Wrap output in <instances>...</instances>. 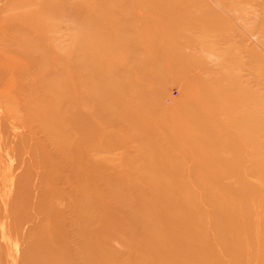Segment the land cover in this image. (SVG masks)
I'll list each match as a JSON object with an SVG mask.
<instances>
[{"label": "rangeland", "instance_id": "1", "mask_svg": "<svg viewBox=\"0 0 264 264\" xmlns=\"http://www.w3.org/2000/svg\"><path fill=\"white\" fill-rule=\"evenodd\" d=\"M234 1L0 0V264H109L114 249L106 248L109 257L105 247L114 231L125 241L138 231L157 235L151 241L173 257L174 240L159 219H165L171 205L170 192L184 186L197 189V195L184 206L187 218L175 227L183 237L175 239L179 248L174 245L180 264L190 263L192 250L183 244L193 228L222 240H216L220 247L208 248L204 264H264L249 256L263 240L247 241L251 235L264 236V1ZM204 67L210 68L205 72ZM157 85L163 93L153 90ZM54 87L62 96H48L52 92L46 90L54 93ZM238 92L243 96L234 105L231 97ZM128 98L139 105L152 103L133 110L122 104ZM149 136H156V143ZM213 174L219 183L215 189L205 183ZM224 201L225 222L201 211ZM125 222L138 231L133 234ZM128 251L115 258L128 264L139 258H132V244ZM230 252L238 254L234 261H229Z\"/></svg>", "mask_w": 264, "mask_h": 264}, {"label": "bare ground", "instance_id": "2", "mask_svg": "<svg viewBox=\"0 0 264 264\" xmlns=\"http://www.w3.org/2000/svg\"><path fill=\"white\" fill-rule=\"evenodd\" d=\"M95 1H96V0H95ZM204 1H205V0H204ZM224 1H225V0H224ZM227 1H228V0H227ZM235 1H236V0H235ZM235 1H234V2H235ZM248 1L250 2V1H252V0H247V2H248ZM254 1H255V0H254ZM257 1H258V0H257ZM263 1H264V0H263ZM98 2H99V1H98ZM229 2H230V1H229ZM240 2H241V1H240ZM244 2H245V1H244ZM252 2H253V1H252ZM215 3H216V2H215ZM224 3H225V2H224ZM242 3H243V2H242ZM96 4H98V3H96ZM203 4H204V2H203ZM213 4H214V3H213ZM220 4H222V2H220ZM225 4H226V3H225ZM232 4H233V3H232ZM232 4H230V6H231ZM263 4H264V3H263ZM98 5H99V4H98ZM201 5H202V3H201ZM206 5H207V4H206ZM237 5H239V3H238ZM240 5H241V4H240ZM245 5H246V4H245ZM253 5H254V4H253ZM219 6H220V5H219ZM251 6H252V5H251ZM254 6H256V5H254ZM51 7H52V6H51ZM156 7H157V6H156ZM156 7H155V8H156ZM208 7H209V5H208ZM231 7H232V6H231ZM233 7H236L235 4H234ZM262 7H264V6H262ZM262 7H261V8H262ZM111 8H112V7H111ZM222 8H223V7H222ZM135 9H136V8H135ZM159 9H160V8H159ZM159 9H157V10H159ZM166 9H167V8H166ZM233 9H234V8H233ZM237 9H238V8H237ZM248 10H249V9H248ZM252 10H253V9H252ZM51 11H52V10H51ZM51 11H50V12H51ZM120 11H122V10H120ZM160 11H161V10H160ZM163 11H164V10H163ZM165 11H166V10H165ZM257 11H258V10H257ZM261 11H264V10H261ZM71 12H72V11H71ZM124 12H125V11H124ZM151 12H152V11H151ZM226 12H227V11H226ZM236 12H238V11H236ZM47 13H48V12H47ZM69 14H70V13H69ZM193 14H195V13H193ZM225 14H226V13H225ZM237 14H238V13H237ZM240 14H241V12H240ZM250 14H251V13H250ZM255 14H257V13H255ZM35 15H36V14H35ZM112 15H114V14L112 13ZM126 15H127V14H126ZM159 15H160V13H159ZM159 15H158V16H159ZM242 15H243V13H242ZM242 15H241V16H242ZM245 15H246V14H245ZM31 16H32V15H31ZM73 16H74V14H73ZM163 16H164V15H163ZM193 16H194V15H193ZM193 16H192V17H193ZM248 16H249V15H248ZM19 17H20V16H19ZM22 17H23V16H22ZM138 17H139V16H138ZM217 17H218V16H217ZM237 17H238V16H237ZM242 17H243V16H242ZM252 17H253V16H252ZM261 17H263V14L261 15ZM261 17H260V18H261ZM20 18H21V17H20ZM115 18H116V17H115ZM142 18H143V17H142ZM194 18H195V17H194ZM247 18H248V17H247ZM250 18H251V15H250ZM255 18H256V17H255ZM255 18H253V19H254L253 21H256ZM22 19H23V18H22ZM36 19H37V18H36ZM85 19H87V18H85ZM135 19H136V18H135ZM248 19H249V18H248ZM248 19H247V20H248ZM251 19H252V18H251ZM251 19H249V20H251ZM262 19H263V20H262ZM122 20H123V19H122ZM196 20H198V19H196ZM217 20H218V19H217ZM235 20H236V19H235ZM19 21H20V20H19ZM33 21H34V20H33ZM71 21H72V23L74 22L73 20H71ZM199 21H200V20H199ZM240 21H241V20H240ZM261 21H263L262 24H264V18H261ZM22 22H23V21H22ZM69 22H70V21H69ZM123 22H124V21H123ZM200 22H202V21H200ZM232 22H233V21H232ZM72 23H71V24H72ZM242 23H243V22H242ZM254 23H255V22H254ZM162 24H163V23H162ZM162 24H161V25H162ZM205 24H206V23H205ZM205 24H204V26H205ZM212 24H213V23H212ZM260 24H261V22H260ZM128 25H129V24H128ZM207 25H208V24H207ZM243 25H245V24H243ZM246 25H247V24H246ZM249 25H250V24H249ZM249 25H248V26H249ZM257 25H258V23H257ZM172 26H173V25H172ZM204 26H203V24H202L201 27H203V28L205 29ZM127 27H128V26H127ZM201 27H200V29H202ZM206 27H207V26H206ZM125 28H126V27H125ZM163 28H164V27H163ZM195 28H197V27H195ZM236 28H237V27H236ZM261 28H262L263 30H262ZM260 29H261L262 31H264V28H263L262 26L260 27ZM194 30H195V29H194ZM8 31H9V30H8ZM172 31H173V29H172ZM220 31H221V30H220ZM4 33H5V32H4ZM52 33H53V32H52ZM55 33H56V32H55ZM164 33H165V32H164ZM205 33H206V32H205ZM261 33H263V32H261ZM261 33H260V34H261ZM53 34H54V33H53ZM247 34H248V33H247ZM250 34H251V32H250ZM163 35H164V34H163ZM28 36H29V35H28ZM52 36H54V35H52ZM159 36H160V35H159ZM252 36H253V35H252ZM125 37H126V36H125ZM258 37H259V36H258ZM261 37H262V36H261ZM39 38H40V37H39ZM60 38H61V37H60ZM250 38H251V37H250ZM254 38H255V37H254ZM256 38H257V37H256ZM263 38H264V37H262V39H263ZM37 39H38V38H37ZM57 39H58V38H57ZM57 39H56V40H57ZM122 39H124V38H122ZM122 39H121V40H122ZM58 40H59V39H58ZM62 40H64V39H62ZM249 41H250V40H249ZM255 41H256V40H255ZM263 41H264V39H263ZM263 41L261 40V42H263ZM78 42H79V41H78ZM52 44H53V43H52ZM228 44H229V43H228ZM241 44H242V43H241ZM259 44L262 45V43H259ZM34 45H37V44H34ZM79 45H80V44H79ZM109 45H110V44H109ZM229 45H230V44H229ZM39 46H40V45H39ZM39 46H38V47H39ZM81 46H82V45H81ZM234 46H235V45H234ZM82 47H83V46H82ZM199 47H200V46H199ZM242 47H243V46H242ZM263 47H264V45H263ZM40 48H41V47H40ZM110 48H111V46H110ZM217 48H218V47H217ZM33 49H34V48H33ZM78 49H79V48H78ZM78 49H77V50H78ZM111 49H112V48H111ZM185 49H186V48H185ZM256 49H257V48H256ZM39 50H40V49H39ZM194 50H195V49H194ZM218 50H219V49H218ZM83 51H84V50H83ZM89 51H90V49H89ZM188 51H189V50H188ZM191 51H192V50H191ZM246 51H247V50H246ZM249 51H250V50H249ZM35 52H36V51H35ZM77 52H78V51H77ZM79 52H80V51H79ZM36 53H37V52H36ZM32 54H33V53H32ZM43 54H44V53H43ZM134 54H135V53H134ZM228 54H230V52H229ZM38 55H39V54H38ZM41 55H42V52H41ZM159 55H160V54H159ZM230 55H231V54H230ZM233 55H234V54H233ZM138 56H139V55H138ZM44 57H45V56H44ZM44 57H42V58H44ZM95 57H96V56H95ZM135 57H136V56H135ZM224 57H226V56L224 55ZM35 58H36V57H35ZM42 58L40 57V60H42ZM45 58H46V57H45ZM75 58H76V57H75ZM136 58H137V57H136ZM138 58H139V57H138ZM159 58H160V57H159ZM228 58H229V57H228ZM261 58H262V57H261ZM204 59H205V58H203V60H204ZM224 59H225V58H224ZM229 59H230V58H229ZM44 60H45V59H44ZM56 60H57V59H56ZM159 60H160V59H159ZM196 60H197V59H196ZM226 60H227V59H226ZM238 60H239V59H238ZM47 61H48V60H47ZM61 61H62V60H61ZM207 61H208V60H207ZM223 61H224V60H223ZM232 61H233V60H232ZM234 61H235V60H234ZM54 62H55V61H54ZM128 62H129V61H128ZM160 62H161V61H160ZM199 62H200V61H199ZM209 62H210V60H209ZM33 63H34V62H33ZM58 63H59V62H58ZM130 63H131V62H130ZM156 63H157V62H156ZM158 63H159V62H158ZM232 63H235V62H232ZM43 64H44V63H43ZM43 64H42V65H43ZM45 64H46V63H45ZM53 64H54V63H53ZM60 64H61V62H60ZM71 64H72V63H71ZM128 64H129V63H128ZM133 64H135V63H133ZM159 64H160V63H159ZM161 64H162V63H161ZM201 64H202V63H201ZM207 64H208V63H207ZM209 64H210V63H209ZM228 64H229V63H228ZM235 64H236V63H235ZM57 65H59V64H56V66H57ZM61 65H62V64H61ZM231 65H232V64H231ZM46 66H47V65H46ZM46 66H45V68H47ZM62 66H63V65H62ZM127 66H129V65H127ZM158 66H159V65H158ZM202 66H203V65H202ZM207 66H208V65H207ZM207 66H206V67H207ZM212 66H213V65H212ZM227 66H228V65H227ZM39 67H40V66H39ZM52 67H53V66H52ZM155 67H156V66H155ZM16 68H17V67H16ZM53 68H54V67H53ZM76 68H78V67H76ZM79 68H80V67H79ZM109 68H110V67H109ZM156 68H157V67H156ZM199 68H200V67H199ZM199 68H198V69H199ZM204 68H205V67H204ZM209 68H210V67H208L207 69L205 68V72H206V70H208ZM212 68H213V67H212ZM221 68H222V67H221ZM260 68H261V67H260ZM262 68H263V67H262ZM63 69H64V67H63ZM69 69H70V68H69ZM105 69H106V68H105ZM202 69H203V67H202ZM238 69H239V68H238ZM43 70H44V69H43ZM50 70H51V69H50ZM78 70H80V69H78ZM203 70H204V69H203ZM211 70H212V69H211ZM211 70H210V71H211ZM213 70H214V69H213ZM213 70H212V71H213ZM44 71H45V70H44ZM53 71H54V70H53ZM57 71H58V70H57ZM57 71H56V72H57ZM115 71H116V70H115ZM157 71H159V70H157ZM199 71H201V70H199ZM41 72H43V71H41ZM41 72H38V73L41 75ZM45 72H46V71H45ZM50 72H52V71H50ZM59 72H60V71H59ZM69 72H70V71H69ZM108 72H109V71H108ZM141 72H142V71H141ZM153 72H154V70H153ZM201 72H202V71H201ZM207 72H208V71H207ZM214 72H216V70H215ZM214 72H213V73H214ZM224 72H225V71H224ZM236 72H237V71H236ZM261 72H262V71H261ZM111 73H112V72H111ZM158 73H159V72H158ZM208 73H209V72H208ZM238 73H239V72H238ZM39 74H38V75H39ZM155 74H156V73H155ZM211 74H212V73H211ZM262 74H263V73H262ZM60 75H61V73H60ZM206 75H207V74H206ZM206 75H205V76H206ZM209 75H210V74H209ZM213 75H214V74H213ZM45 76H46V75H45ZM63 76H64V74H63ZM124 76H126V75H124ZM214 76H215V75H214ZM216 76H217V75H216ZM216 76H215V77H216ZM114 77H115V76H114ZM153 77H154V76H153ZM158 77H159V76H158ZM212 77H213V76H212ZM261 77H262V76H261ZM35 78H37V77H35ZM42 78H44V76H43ZM223 78H224V77H223ZM229 78H230V77H229ZM123 79H124V78H123ZM158 79H159V78H158ZM214 79H216V78H214ZM218 79H219V78H218ZM43 80H44V79H43ZM126 80H127V79H126ZM155 80H156V78H155ZM220 80H221V79H220ZM220 80H219V81H220ZM225 80H226V79H225ZM228 80H229V79H228ZM30 81H31V80H30ZM88 81H89V80H88ZM90 81H91V80H90ZM92 81H93V80H92ZM124 81H125V80H124ZM141 81H142V80H141ZM153 81H154V80H153ZM213 81H214V80H213ZM238 81H239V80H238ZM238 81L236 80V82H238ZM37 82H38V81H37ZM40 82H41V84L43 83L41 79H40ZM121 82H122V81H121ZM222 82H223V81H222ZM234 82H235V81H234ZM239 82H240V81H239ZM155 83H156V82H155ZM157 83L159 84V82H157ZM157 83H156V84H157ZM216 83H217V82H216ZM43 84H45V83H43ZM58 84H59V83H58ZM58 84H56V85H58ZM92 84H93V83H92ZM92 84H91V85H92ZM99 84H100V83H99ZM99 84H98V85H99ZM101 84H102V83H101ZM46 85H47V83H46ZM56 85H55V87H56ZM59 85H60V84H59ZM61 85H63V84H61ZM61 85H60V86H61ZM38 86H39V85H38ZM44 86H45V85H44ZM47 86H48V85H47ZM60 86H59V87H60ZM94 86H95V85H94ZM130 86H131V84H130ZM211 86H212V85H211ZM216 86H217V85H216ZM247 86H248V85H247ZM40 87H43V86L40 85ZM45 87H46V86H45ZM51 87H53V86H51ZM55 87H54V93H53V90H52V91H51V90L49 91V89H47V88H49V87L46 88V89H47V90H46V91H47L46 93H48V92L51 93V92H52L51 94H48V96L53 94L52 96L54 97V95H55V98H56V97H58L59 95H61V93H60L59 95L57 94V93L59 92V90H58V92H57V90L55 91ZM91 87H92V86H91ZM109 87H110V86H109ZM154 87H155V86H153V88H154ZM14 88H15V87H14ZM43 88H44V87H43ZM43 88H42V89H43ZM130 88H131V87H130ZM156 88H157V89H153V90H154V91H155V90H158V85H157ZM40 89H41V88H40ZM52 89H53V88H52ZM59 89H60V90H63L62 87H60ZM77 89H78V88H77ZM86 89H87V88H86ZM86 89H85V90H86ZM88 89H89V86H88ZM88 89H87V90H88ZM161 89H162V87H161ZM161 89H159L157 92L160 93L159 91H161ZM43 90L45 91V89H43ZM83 90H84V88H83ZM89 90H90V89H89ZM89 90H88V91H89ZM98 90L100 91V89H98ZM176 90H177V89H176ZM236 90H237V89H236ZM39 91H40V90H39ZM64 91H65V90H64ZM73 91H74V90H73ZM93 91H94V90H93ZM132 91H133V90H132ZM178 91H179V90H178ZM210 91H211V90H210ZM217 91H219V90L217 89ZM217 91H216V92H217ZM55 92H57V93L55 94ZM68 92H69V91H68ZM107 92H108V91H107ZM161 92H162V91H161ZM216 92H215V93H216ZM85 93H86V92H85ZM90 93H91V91H90ZM93 93H94V92H93ZM129 93H130V92H129ZM133 93H134V92H133ZM162 93H163V92H162ZM162 93H161L160 95H163ZM210 93H211V92H210ZM235 93H236V92H235ZM235 93H234V94H235ZM69 94H70V93H69ZM91 94H92V93H91ZM94 94H95V93H94ZM94 94H93V95H94ZM105 94H107V93H105ZM135 94H136V93H135ZM56 95H57V96H56ZM64 95H66V94L64 93ZM67 95H68V94H67ZM84 95H85V94H84ZM87 95H88V94H87ZM89 95H90V94H89ZM96 95H97V94H96ZM124 95H125V94H124ZM15 96H16V95H15ZM15 96H14V97H15ZM39 96H40V95H39ZM61 96H62V95H61ZM61 96H60V97H61ZM71 96H72V94H71ZM71 96H70V97H71ZM80 96H82V95H80ZM90 96H91V95H90ZM99 96H100V94L98 95V97H99ZM138 96H139V95H138ZM141 96H142V95H141ZM242 96H243L242 93L238 92L237 95L235 94L234 97H231V98H233L232 101H233V100L236 101V104H234V101L232 102L231 99H229V100H230L234 105H237V102H239L240 99H242ZM2 97H3V95H2ZM49 97H50V96H49ZM49 97H48V98H49ZM53 97H52V98H53ZM75 97H76V96H75ZM98 97H97V98H98ZM131 97H132V95H131ZM202 97H204V96H202ZM208 97H209V96H208ZM214 97H215V96H214ZM245 97H246V96H245ZM81 98H82V97H81ZM90 98H91V97H90ZM90 98H89V99H90ZM92 98H93V96H92ZM105 98H106V97H105ZM162 98H163V97H162ZM211 98H212V97H211ZM217 98H218V97H217ZM249 98H250V97H249ZM1 99H2V98H1ZM50 99H51V98H50ZM83 99H85V97H84ZM130 99H131V100H130ZM130 99H129V98H128V100H125V99H124L125 102H124L123 99H122L123 102H122V101H120V102H122L123 106H125V107H128V108H129V106H131L130 109H131V108L133 109L134 107H137V109H140L141 107H143V108H144L143 110H146V108H147L146 105H147L148 102H149L148 104H151V103H152V102H151L152 100H151V101H147V102L144 101V102H143V103H145V104H144L145 107H144V105H142V104L139 105V104H138V100L135 101L133 98H130ZM132 99H133V101H132ZM142 99H143V98H142ZM206 99H208V98H206ZM222 99H223V100H222ZM226 99H227V100H226ZM226 99L221 98L222 101L225 100L226 103H228V98H226ZM35 100H36V102L39 101L38 99H35ZM40 100H41V97H40ZM56 100H57V99H56ZM69 100H70V99H68V101H69ZM218 100H219V99H218ZM41 101H42V100H41ZM41 101H40V104H41ZM72 101H73V100H72ZM91 101H92V100H91ZM30 102H31V101H30ZM30 102H29V103H30ZM57 102H58V100H57ZM64 102H67V101H64ZM85 102H86V101H85ZM88 102H89V101H88ZM99 102H100V101H99ZM120 102H119V103H120ZM135 102H136V103H135ZM150 102H151V103H150ZM158 102H159V101H158ZM29 103H28V104H29ZM32 103H33V102H32ZM52 103H53V102H52ZM82 103H83V102H82ZM141 103H142V102H141ZM212 103H213V102H212ZM229 103H230V102H229ZM232 103H231V104H232ZM34 104H35V103H34ZM61 104H62V103H61ZM65 104H68V103H65ZM65 104H64V105H65ZM86 104H87V102H86ZM125 104H126V105H125ZM127 104H128V105H127ZM157 104H158V103H157ZM221 104H222V103H221ZM238 104H239V103H238ZM247 104H248V103H247ZM4 105H6V104H4ZM31 105H32V104H30V106H31ZM48 105H49V104H48ZM70 105H71V104H70ZM87 105H88V104H87ZM152 105H153V104H152ZM26 106H27V105H26ZM32 106H33V105H32ZM32 106H31V107H32ZM108 106H109V105H108ZM150 106H151V105H150ZM153 106H154V105H153ZM153 106H152V108H153L152 111H151V112L149 111L150 114H151V113L153 112V110H154V107H153ZM240 106H241V105H240ZM81 107H83V106H81ZM121 107H122V106H121ZM121 107H119V108H121ZM234 107H235V106H234ZM71 108H72V107H71ZM71 108H70V109H71ZM85 108H86V107H85ZM93 108H94V107H93ZM107 108H108V107H107ZM123 108H124V107H123ZM150 108H151V107H150ZM150 108L148 107V109H150ZM211 108H212V107H211ZM213 108H214V107H213ZM241 108H242V107H241ZM16 109H17V108H16ZM70 109H69V111H70ZM125 109H127V108H125ZM134 109H136V108H134ZM134 109H133V110H134ZM141 109H142V108H141ZM230 109H231V108H230ZM233 109H234V108H233ZM235 109H236V108H235ZM26 110H27V109H26ZM72 110H73V109H72ZM93 110H94V109H93ZM128 110H129V109H128ZM143 110H142V111H143ZM245 110H246V108H245ZM15 111L17 112V110H15ZM18 111H19V110H18ZM154 111H155V110H154ZM235 111H236V110H235ZM239 111H240V110H239ZM254 111H255V110H254ZM157 112H159V111H157ZM245 112H246V111H245ZM94 113H95V115H96L97 112L95 111ZM254 113H256V112H254ZM254 113H253V114H254ZM146 114H147V113H146ZM253 114H252V116H253ZM259 114H260V113H259ZM158 115H159V116L162 115L161 117H162V119H163V113H160V112H159ZM158 115H157V117H158ZM136 116H137V115H136ZM145 116H146V115H145ZM147 116H148V114H147ZM155 116H156V115H155ZM179 116H180V115H179ZM256 116H258V114H257ZM87 117H88V116H87ZM102 117H104V116H102ZM249 117H250V115H249ZM254 117H255V116H254ZM158 118H159V117H158ZM179 118H180V117H179ZM207 118H208V117H207ZM256 118H257V117H256ZM256 118H255V119H256ZM107 119H108V118H107ZM155 119H156V118H155ZM251 119H252V118H251ZM230 120H231V119H230ZM253 120H254V119H253ZM233 121H234V120H233ZM251 121H252V120H251ZM198 122H199V121H198ZM242 122H244V121H242ZM256 122H257V121H256ZM163 123H164V122H163ZM200 123H201V121H200ZM240 123H241V122H240ZM247 124H248V123H247ZM259 124H260V123H259ZM259 124H257V126H258ZM1 125H2V124H1ZM210 125H211V124H210ZM253 125H254V124H253ZM253 125H252V126H253ZM255 125H256V124H255ZM255 125H254V126H255ZM54 126H55V125H54ZM60 126H61V125H60ZM62 126H63V125H62ZM162 126H163V125H162ZM204 126H205V125H204ZM245 126H246V125H245ZM245 126H244V127H245ZM257 126H256V128H257ZM261 126H262V125H261ZM56 127H57V126H56ZM210 127H211V126H210ZM250 127H251V126H250ZM164 128H165V127H164ZM252 128H253V127H252ZM254 128H255V127H254ZM51 129H52V130L54 129L53 131L56 130L55 128H51ZM62 129H64V128H62ZM198 129H199V128H198ZM259 129H260V128H259ZM57 130H58V129H57ZM68 130H69V129H68ZM68 130H66V132H67ZM75 130H76V129H75ZM244 130H245V129H244ZM246 130H247V128H246ZM257 130H258V129H257ZM53 131H52V133L54 134ZM62 131H64V130H62ZM69 131H70V130H69ZM196 131H197V130H196ZM201 131H202V130H201ZM139 133H140V132H139ZM151 133H153V132H151ZM251 133H252V132H251ZM251 133H250V135L253 136V133H252V134H251ZM147 134H148V133H147ZM247 134H248V133H247ZM64 135H65V134H64ZM72 135H73V134H72ZM78 135H79V134H78ZM83 135H84V134H83ZM145 135H146V134H145ZM150 135H151V134H150ZM152 135H153V134H152ZM54 136H55V135H54ZM62 136H63V133H62ZM135 136H136V135H135ZM135 136H134V137H135ZM149 137H150V136H149ZM152 137H156V136H152ZM152 137H150V138H148V139H151ZM195 137H197V136H195ZM61 138H64V137H61ZM65 138H66V137H65ZM146 138H147V137H146ZM156 138H157V137H156ZM153 139H154V138H152L151 141H152ZM64 140H65V139H64ZM77 140H78V139H77ZM145 140H147V139H145ZM183 140H184V139H183ZM215 140H216V139H215ZM79 141H80V140H79ZM151 141H150V142H151ZM145 142H146V141H145ZM145 142H144V143H145ZM150 142H149V143H150ZM154 142H155V140H153V143H154ZM165 142H166V141H165ZM253 142H254V141H253ZM79 143H80V142H79ZM146 143H147V142H146ZM149 143H148V145H149ZM153 143H152V144H153ZM155 143H156V142H155ZM203 143H204V142H203ZM244 143H245V141H244ZM249 143H250V142H249ZM150 146H151V145H150ZM214 146H215V145H214ZM141 147H142V146H141ZM160 147H161V146H160ZM189 147H190V146H189ZM141 149H142V148H141ZM213 149H214V148H213ZM252 149H253V148H252ZM253 150H254V149H253ZM79 151H80V150H79ZM143 151H144V150H143ZM185 151H187L186 153L188 154V150L186 149ZM192 151H193V149H192ZM251 151H252V150H251ZM254 151H255V150H254ZM74 152H75V151H74ZM62 153H63V152H62ZM111 153H112V151H111ZM111 153H110V154H111ZM113 153H114V152H113ZM64 154H67V153H64ZM75 154H76V153H75ZM82 154H83V152H82ZM100 154H101V153H100ZM118 154H119V153H118ZM147 154H148V153H147ZM187 154H186V155H187ZM27 155H28V154H27ZM27 155H26V156H27ZM37 155H39V154H37ZM62 155H63V154H62ZM62 155H61V156H62ZM79 155H80V153H79ZM101 155H102V154H101ZM184 155H185V154H184ZM186 155H185V157H186ZM94 156H95V155H94ZM94 156H93V157H94ZM104 156H105V154H104ZM104 156H103V157H104ZM112 156H113V155H112ZM135 156H136V155H135ZM171 156H172V155H171ZM173 156H174V155H173ZM187 156H189V155H187ZM217 156H218V155H217ZM69 157H70V156H69ZM74 157H77V156L74 155ZM74 157H73V158H74ZM101 157H102V156H101ZM105 157H106V156H105ZM183 157H184V156H183ZM27 158H28V157H27ZM83 158H84V157H83ZM96 158H97V156H96ZM114 158H115V157H114ZM170 158H171V157H170ZM172 158H174V157H172ZM186 158H187V157H186ZM31 159H32V158H31ZM88 159H89V158H88ZM99 159H100V158H99ZM102 159H103V158H102ZM105 159H106V158H105ZM109 159H110L109 161H111L113 158H112V159L109 158ZM187 159H188V158H187ZM54 160H56V159H54ZM59 160H60V159H59ZM61 160H62V159H61ZM65 160H67V159L65 158ZM86 160H87V159H86ZM107 160H108V159H107ZM114 160H115V159H114ZM118 160H119V158H118ZM87 161H88V160H87ZM96 161H97V160H95L94 162H96ZM174 161H175V160H174ZM179 161H181V160H179ZM191 161H192V160H191ZM39 162H40V161H39ZM68 162H69V160H68ZM68 162H67V163H68ZM80 162H81V161H80ZM94 162H93V164H94ZM97 162H99V161H97ZM106 162H107V161H106ZM106 162H105V164H106ZM117 162H118V161H117ZM183 162H184V161H183ZM112 163H113V162H112ZM175 163H176V162H175ZM207 163H209V162H207ZM83 164H84V163H83ZM97 164H98V165H101V164H99V163H97ZM110 164H111V163H110ZM114 164H116V163L114 162ZM114 164H113V165H114ZM119 164H120V163H119ZM119 164H118V165H119ZM171 164L173 165V162H172ZM261 164H262V163H261ZM40 165H41V164H40ZM103 165H104V164H103ZM111 165H112V164H111ZM111 165H110V167H111ZM120 165H121V167H122V164H120ZM172 165H171V166H172ZM207 165H208V164H207ZM81 166H82V165H81ZM106 166H107V165H106ZM106 166H105V168H106ZM108 166H109V164H108ZM123 166H125V165L123 164ZM133 166H134V165H133ZM135 166H136V165H135ZM71 167H72V165H71ZM78 167H79V166H78ZM88 167H89V166H88ZM100 167H101V166H100ZM112 167H113V166H112ZM89 168H90V167H89ZM102 168H103V167H102ZM105 168H103V169L106 170ZM108 168H109V167H108ZM116 168H118V170H119V169L121 170L120 167H117V166H116ZM116 168H115V169H116ZM125 168H127V167L125 166ZM129 168H130V167H129ZM86 169H87V167H86ZM98 169H99V167H98ZM100 169H101V168H100ZM111 169H113V168H111ZM111 169H108V170L111 172V171H112ZM88 170H89V169H88ZM116 170H117V169H116ZM122 170H124V168H122ZM102 171H103V170H102ZM263 171H264V170H263ZM72 172L74 173V170H73ZM96 172H97V171H96ZM106 172H107V170H106ZM113 172H116V171H113ZM122 172H123V171H122ZM81 173H82V172H81ZM111 173H112V172H111ZM123 173H124V172H123ZM214 173H216V172H214ZM94 174H95V171H94ZM101 174H102V173H101ZM117 174L119 175L120 173L118 172ZM97 175H98V174H97ZM103 175H104V174H103ZM109 175H110V174H109ZM74 176H75V175H74ZM74 176H73V179H74ZM104 176H105V175H104ZM107 176H108V175H106L105 178H107V180H108V177H107ZM115 176H117V175H115ZM115 176H114V177H115ZM213 176H215V177H214V178L211 177V179L215 181V178H217V177H216V175H214V174H213ZM217 176H218V174H217ZM75 177H76V176H75ZM101 178H102V177H101ZM101 178H99V179H101ZM109 178H110V177H109ZM202 178H203V177H201V181H203ZM204 178H205V177H204ZM102 179H103V178H102ZM211 179H209L210 181H209V180L207 181V180L204 179V180L206 181V182H205V181H204V182L207 183L208 185L210 184L209 187H213V188L215 189V186H214V185H215V184H219V183H218V181L213 182V181H211ZM67 180H68V179H67ZM75 180L77 181V179H75ZM75 180H74V181H75ZM197 180H198V179H197ZM79 181H80V179H79ZM99 181H100V180H99ZM103 181L105 182V180H103ZM108 181H109V180H108ZM108 181H107V182H108ZM104 182H102V183H104ZM107 182H106V183H107ZM118 182H119V181H118ZM118 182H117V183H118ZM121 182H122V181H121ZM124 182H125V181H124ZM199 182H200V181H198V184L200 185V183H202V182H200V183H199ZM209 182H210V183H209ZM211 182H213V183H211ZM102 183H101V184H102ZM186 183H187V182H186ZM64 184H65V183H64ZM76 184L78 185V182H76ZM80 184H81V183H80ZM203 184H204V183H203ZM263 184H264V183H263ZM102 185H103V184H102ZM107 185H110V184L107 183ZM199 185L197 186V188L200 187ZM204 186H206V187L208 188L207 185H204ZM204 186H201V187H204ZM263 186H264V185H263ZM67 187H68V186H67ZM78 187H79V186H78ZM78 187H77V188H78ZM83 187H84V185H83ZM111 187H112V186H111ZM206 187H205V188H206ZM56 188H57V187H56ZM75 188H76V187H75ZM187 188H188V189H187ZM207 188L205 189L206 191H208ZM71 189H72V188H71ZM80 189H81V188H80ZM195 189H196V188H195ZM82 190H83V189H82ZM169 190L171 191V189H169ZM180 190H181V192H178V191H177L176 193H175V192H174V193L170 192V194L168 193V194L170 195V196H169V203H170L171 205L166 203V206H167V205H170L171 207H170V206H167V207H169V208L166 209V206H165L166 211L164 210V213H165V214L163 215V216L165 217V219H164V218H163L164 220H162V219L160 220V219H159V221H160V224H159V225H161V224L164 223V224L162 225V227H163V228L165 227V228H164L165 232H166V231H169L168 233H169V234L171 233V234H170V238H171V239H170L169 237H167V239L169 238L171 241L174 240V242L172 241V243H171L170 240H169L170 242L168 241V243H171V244H172V245H171V247H172L171 250H172V254H173V255H172V254H171V255H172L173 257H171V256H166V254H167V249H165L166 251H165V250H162V249H163L162 247H163L164 245L162 246V245H159L158 242H156V241H151V240H153L154 236L156 237L157 235H153L152 233H151V234L153 235V237H152V235H148V234H147V235H148V236H147V235L144 234V233H143L144 235H142V233H139L140 231L136 230V228L134 229L135 226H133V223H132V225H126V224H128L129 222H128V223L125 222V225H126L127 227L130 228V229L128 228V230H132V229H134V230H133V234H134L135 232L138 231L137 233H138L139 235L137 234V237L135 236V238L133 237V235H131V236H132V237H131V240H129V241L126 240V241H125V240H123V239H124L126 236L122 235V233H121V235H120L119 233H118V235H117V231H116V233H115V231H114V234H115V235L112 234L113 237H112V235L108 236V237H111V238H108V239H107V243H106V247H105V250H106L105 253H106V255L108 254L109 257H112V256L114 257V254H115V257H118L119 254H121V252H122V254H124V253H123L124 251H125L126 253H127V251H128L129 249H130L129 251H131V244H132V247H133V253H132V251H131V252L128 251V254H129V253H130V254L132 253V254L136 255L135 252H138V253H144V252H145L146 255H145V254H140V255L138 256V254H137L136 256H133V255L131 254L132 258H134V257H136V258H137V257L142 258L141 256L144 255V257H143L141 260H140L139 258H138V259L135 258L136 260H134L133 262L131 261V262H130L131 264L134 263V262H135L134 264H154V262H155V264H160V262H164L165 260H167V262L170 261L171 264H172L173 262H175V261H176V262L173 263V264H180V263H179V262H180V258H179V257H180V254H181V253L179 252V253H178L179 257H176V256H178V255H176V254H177V252H178L179 250L176 252L175 256H174V253H175L174 250H177V247L181 245V242H179L180 244L177 243V242L175 243V239L177 238V240L181 241L180 238H183V237H180V238H179V236H178V234H177V232H176V228H175V227H176V224H177L179 221H182V219L185 218V217L187 216V215H186V212H185V209H186L187 207L184 208V206H188L189 203H190L191 201H193V200L196 199L195 194L197 195V193L194 194V192H193L194 189H193V190H192V188L189 189V187H187V186H186V187L184 186V188H183V189H180ZM196 190H197V189H196ZM196 190H194V191H196ZM199 190H200V189H199ZM210 190H211V189H210ZM210 190H209V191H210ZM90 191H91V190H90ZM250 191H251V190H250ZM73 192H74V191H73ZM78 192H79V191H78ZM81 192H82V191H81ZM83 192H86V191L83 190ZM118 192H119V191H118ZM197 192H198V191H197ZM88 193H89V192H88ZM171 193H172V194H171ZM177 193H178V194H177ZM2 194H3V193H2ZM82 194H83V193H82ZM92 194H93V193H92ZM4 196H5V194H4ZM86 196H87V194H86ZM115 198H116V197H115ZM114 200H115V199H114ZM115 202H116V201H115ZM112 203H114V202H112ZM222 203H224V204H223L221 207H218V206L215 207V205H209L210 207H207L208 209L205 208V210H201V211H204L207 215H209V216L211 217V219H212V217L215 218L216 221H217V223L225 222V220H223V219H224L226 213H225V214H223V213L226 212V208H227L228 205H227L226 208H225L224 206H225V204H227V203H226L225 201L222 202ZM190 204H191V203H190ZM209 204H210V203H209ZM232 205H233V204H232ZM117 206H120V205H117ZM150 206H151V205H150ZM189 206H190V205H189ZM233 206H234V205H233ZM125 207H126V206H125ZM131 207H132V206H131ZM152 207H153V206H152ZM150 208H151V207H150ZM192 208H193V207H192ZM152 209H153V208H152ZM203 209H204V208H203ZM132 210H133V209H132ZM72 213H73V212H72ZM72 213H70V214H72ZM76 214H77V213H76ZM130 215H131V214H130ZM198 215H199V214H198ZM71 216H72V215H71ZM43 217H44V216H43ZM131 217H132V216H131ZM131 217H130V218H131ZM196 217H197V215H196ZM38 218H39V217H38ZM186 218H187V217H186ZM200 218H201V217H200ZM131 219H132V218H131ZM2 220H3V219H2ZM7 220H10V219H7ZM154 220H155V218H154ZM212 220H213V219H212ZM38 221H41V220H38ZM38 221H37V222H38ZM89 221H90V220H89ZM89 221H88V222H89ZM221 221H222V222H221ZM42 222H43V221H42ZM42 222H40V223L42 224ZM82 222H83V221H82ZM134 222H135V221H134ZM154 222H155V221H154ZM231 222H232V221H231ZM38 223H39V222H38ZM38 223H36V225H37ZM94 223H95V222H94ZM97 223H98V222H96L95 224L92 223V225H93V226L95 225V227L98 228L97 226L100 227V224H99V223L97 224ZM150 223H151V222H150ZM155 223H156V222H155ZM214 223H215V222H214ZM233 223L235 224V226L238 225V222H237V223H236V222H233ZM58 224H59V223H58ZM96 224H97V225H96ZM129 224H131V223H129ZM148 224H149V223H148ZM153 224H154V223H153ZM196 224H197V222H196ZM196 224H194V226H196ZM6 225H7V224H6ZM39 225H40V224H39ZM81 225H82V224H81ZM92 225H91V226H92ZM137 225H138V224H137ZM143 225H144V224H143ZM24 226H25V225H24ZM41 226H43V225H41ZM91 226H90V227H91ZM108 226H109V225H108ZM149 226H150V224H149ZM77 227H78V226H77ZM86 227H87V226H86ZM90 227H89V228H90ZM95 227H94V229H95ZM115 227H116V226H115ZM115 227H112V228L114 229ZM124 227H125V226H124ZM124 227L119 228V227L117 226L116 229H117V230H120V229H121V230H122V229L124 230ZM147 227H148V226H147ZM150 227H151V226H150ZM152 227H153V226H152ZM92 228H93V227H92ZM109 228H110V227L106 228V231H107V229H109ZM139 228H140V227H139ZM87 229H88V228H87ZM110 229H111V228H110ZM110 229H109V230H110ZM116 229H115V230H116ZM137 229H138V227H137ZM147 229H149V228H147ZM109 230H108V231H109ZM141 230H142V227H141ZM152 230H154V229H152ZM152 230L150 229V231H152ZM217 230H218V229H217ZM8 231H9V230H8ZM89 231H90V230H89ZM92 231H93V230H92ZM110 231H111V230H110ZM150 231H148L149 234H150ZM112 232H113V230H112ZM120 232H121V231H120ZM128 232H129V231H128ZM148 232H147V233H148ZM198 232H199L198 230H196V229L193 228V231H191V233H190L191 235L187 236V241H186L187 243L184 242L186 245L183 244V246H187L186 248H188V250H190V249L192 250V254H190V258H189V261H190L189 264H204V255H205L206 251L208 250V248H209L210 246H212V248H214V246H216V247H220L219 244H218V242L216 241V240L219 241V239H220L219 237H220V236L217 237V238L214 237V238H216V239H214L212 236H215V235H212V236H210V235H199ZM262 232H263V234H264V230H263ZM88 233H89V232H88ZM154 233H155V231H154ZM156 233H158V232H156ZM169 234H168V236H169ZM135 235H136V234H135ZM171 235H172V236H171ZM118 236H119L120 239L117 238ZM120 236H123V237H120ZM127 236H128V235H127ZM129 236H130V235H129ZM149 236H150V237H149ZM158 236H159V235H158ZM217 236H218V235H217ZM221 236H222V235H221ZM115 237H116V238H115ZM141 237H143V238H141ZM151 237H152V239H150ZM222 237H224V236H222ZM258 237H260V240H263V242H264V236H263V235H251V236H249V237L247 238V241H248V242H251V243L253 242V244H256V240H257ZM261 237H262V238H261ZM112 238H113V239H112ZM121 238H122L123 241L121 240ZM133 238H134V239H133ZM207 238H208V239H207ZM109 239H112V242H115L116 244H115V243H112L111 240H109ZM115 239H116V240H115ZM126 239H127V238H126ZM148 239H150V241H148ZM154 239H155V238H154ZM108 240L111 242V244L109 243ZM114 240H115V241H114ZM134 240H135V242H134ZM258 240H259V238H258ZM258 240H257V241H258ZM260 240H259V241H260ZM131 241H133V242H131ZM136 241L138 242V244H137ZM221 241H222V240H221ZM221 241H219V243H220ZM224 241H225V240H224ZM243 241H245V238H243V236H242L241 241H240V244H241V245H242V242H243ZM155 242H156V243H155ZM245 242H246V241H245ZM117 243H118V244L121 243L122 245L119 244L120 246H117ZM130 243H131V244H130ZM140 243H141V244H140ZM174 243H175V244H174ZM202 243H203V246H202V249H201V244H202ZM215 243H216V244H215ZM127 244H129L130 246H128ZM150 244H151V245H150ZM177 244H178V246H177ZM224 244H225V242H224ZM110 245H111L112 247H111ZM114 245H116V246H115L116 248H117V247H120V248H121V246H122V248H121V249L119 248L120 250H118V249L114 248ZM138 245H139V246H138ZM157 245H158L159 247H158ZM174 245H176L177 247L174 246ZM249 245H250V243H249ZM263 245H264V244L261 243V246H260V247H257V246L255 247V246H254V247H255V248H254L255 251H254V249H251V250H250V252H249L250 259L252 258L253 260H258V262H259V260L261 259V260L264 262V248H263L264 246H263ZM109 246H110V247H109ZM123 246H124V247L126 246V247L124 248ZM134 246H136L135 249H134ZM161 246H162V247H161ZM221 246H224V245H221ZM242 246H243V245H242ZM242 246H241V247H242ZM262 246H263V247H262ZM128 247H129V248H128ZM137 247L139 248V250H138ZM141 247H142V248H141ZM157 247H158V249H160V247H161V248H162V249H161L162 253H163V251H165V254H164V253H163V254L160 253V250H158ZM174 247H175V249H173ZM106 248H108V249L110 248V250H113V249H114V252L112 251V252H113V255L111 254L112 256L110 255V253L108 252V249H106ZM111 248H112V249H111ZM126 248H128V249H126ZM136 248H137V249H136ZM178 248H179V247H178ZM242 248H243V247H242ZM242 248H241V249H242ZM250 248H251V246H250ZM258 248H259V249H258ZM260 248H261L262 250H261ZM123 249H124V250H123ZM125 249H126L127 251H126ZM142 249H143L144 252L142 251ZM241 249H240V250H241ZM115 250H116V253H115ZM122 250H123V251H122ZM134 250H135V251H134ZM137 250H138V251H137ZM140 250H141V251H140ZM256 250H257V251H256ZM258 250H259V251H258ZM117 251H119L120 253H117ZM139 251H140V252H139ZM168 251H169V250H168ZM233 252H235V251H233ZM126 253H125V255H126ZM130 254H129V255H130ZM161 254H162V255H161ZM237 255H238V254H235V253L230 252V253L228 254V256H229V261H234V260L236 259L235 257H237ZM108 256H107V257H108ZM121 256H122V255H121ZM131 256H130V257H131ZM160 256H161V257H160ZM163 256H164V257H163ZM165 256H166V257H165ZM115 257H114V259H113V258L110 259V260L113 262V264L115 263V261L117 262L118 259L122 261V258H117V259H116ZM170 257H171V258H170ZM159 258H160V259H159ZM161 258H162V259H161ZM172 258L174 259L173 262H172ZM175 258H177V259L175 260ZM202 258H203V259H202ZM164 259H165V260H164ZM252 259H251V260H252ZM113 260H114V261H113ZM119 260H118V262L115 263V264H128V262H127V263H126L125 261H122V262L120 261V262H119ZM159 260H160V261H159ZM161 260H162V261H161ZM163 260H164V261H163ZM261 260H260V261H261ZM111 261H109V264H112ZM262 261H261V263H263ZM110 262H111V263H110ZM170 262H169V263H170ZM220 262L223 263L222 261H220ZM220 262H218V263H220ZM130 263H129V264H130ZM259 263H260V262H259Z\"/></svg>", "mask_w": 264, "mask_h": 264}]
</instances>
